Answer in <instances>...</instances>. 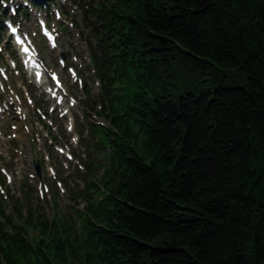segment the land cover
I'll return each mask as SVG.
<instances>
[{"label":"trees","instance_id":"obj_1","mask_svg":"<svg viewBox=\"0 0 264 264\" xmlns=\"http://www.w3.org/2000/svg\"><path fill=\"white\" fill-rule=\"evenodd\" d=\"M81 7L110 122L91 131L104 189L79 193V223L26 183L11 211L1 196L0 264H264V0ZM8 15L0 0V42ZM231 69L245 86L200 90Z\"/></svg>","mask_w":264,"mask_h":264},{"label":"rangeland","instance_id":"obj_2","mask_svg":"<svg viewBox=\"0 0 264 264\" xmlns=\"http://www.w3.org/2000/svg\"><path fill=\"white\" fill-rule=\"evenodd\" d=\"M61 4L65 5L64 10L68 12V14L62 17L60 25L64 27V25L66 26L68 22L72 20L76 21V23L78 22L80 26V28H75L74 26H72L71 28H67L65 32L62 31L60 37L61 43L59 46L62 52L68 54L67 60L69 64H78L81 76L84 79V84L86 85L83 89H81L78 85H73L69 87V89L73 91V94L77 97L79 101V104L76 107L72 108L71 112L69 113V116L73 118L76 123L75 133L80 138L79 144H71L72 136L77 137V135L66 130L65 125L68 120L67 117L62 119H60V116L58 115V118L52 117V122L54 124L52 128L50 127V125H48V122L41 121V124H36L35 121L37 119V111L31 108L30 106H27V111L31 123L28 122L29 120L25 119L21 123H18L16 120H13L15 122H12V124H10V122H7L8 118H6L3 122L6 134L0 136V165L6 166L8 168L9 172L12 175V181H7V184L4 186L6 189V193L2 194L0 192V197L3 195L2 198L6 202L7 209L10 210L12 208L11 195H14V197L20 196L21 185L27 175V172H30V169L32 168L31 160L26 157V154L29 155L30 143L35 138L40 139V142L37 140H35V142H32L36 154L34 158L39 159L40 162H43L42 167L44 168L45 175H47V177H49V179L51 180L50 176L47 173L45 162L43 161V151H39V148H46L48 146V143L50 144V142H48L49 139L52 138L53 140H55L56 137L57 140L55 141L60 145L68 144L72 149L74 147H77L76 155L79 156L78 159L82 163L83 169H80L78 166H75L73 163L69 162L66 163L67 165L70 164V168L66 169L61 160L66 161L67 158L64 155L58 153L56 151V148L53 147L52 153L55 157L54 161L58 162V164L55 165L59 171L61 179L64 181V188L66 189V193H63V191L59 189V194L54 195L51 198L52 201L56 200L58 202L59 205L57 211L59 210L60 214L66 216L72 215L73 217H75L77 223H79L80 220L76 217V209H80V212H83L87 204L82 198V195L78 197V200L70 199L69 188H74L75 192L72 193L73 196L75 194H79L81 191L82 193H87L90 191L91 187L89 186L91 175L93 174L94 180H96L99 179L101 174V172L96 173L95 170H92L91 168L89 170L88 167L89 164L94 165V163L100 162L103 159L104 154L102 153V151L99 150L98 141L100 138L98 136L96 137L90 131V123H94V121L96 120L92 115L94 111L91 110L90 107H88L86 104H88V99H91L92 101L96 102V105L100 103L99 99L102 96L101 91L103 90V82L99 79V73H97V71H94V66L90 64L89 49L85 40V38L89 39V33L85 30L84 38L81 35H77L76 33L78 31L80 32L81 30H83L85 26V22L80 13L78 12V4L75 2V0H61ZM40 12L41 11L38 10H34L32 13L31 11H29L28 16L30 17L32 22L28 23L26 26H30L31 29H34V26L36 25L35 20L39 16ZM42 12L46 13L45 10H42ZM69 12H71V14L73 15L69 14ZM53 19L54 18H51L50 20ZM4 39L6 40L7 36H4ZM2 45L5 46V42H3ZM41 48L48 63L53 67L59 68L60 66L58 65L56 60V57L58 56L57 48L54 51H51L44 43L41 45ZM74 55H76L78 58L77 62H74L72 59ZM8 56L9 53L6 52L5 59H7ZM2 61L4 62L5 60ZM8 67L9 74L11 75V84L15 83L19 87L26 85L27 89H32L34 91L33 97L37 105L43 106V104L47 102L48 106L52 103V101L49 99V96L45 92H43L41 88H37L36 86H29L30 82H32V80H30L31 78L26 77V74H17L13 67H10V65H8ZM97 82L100 83V86L97 85ZM246 82V74L243 71L231 69L227 72L225 76L220 75L216 81L212 82L211 80H207L205 83H202L200 85V90H213L215 87L218 86H245ZM169 86V91H167V93L170 96L176 97L179 94L183 93L181 88L178 89L173 87L172 85ZM24 91L25 90L22 91V97ZM161 92H163L162 89ZM96 107L98 110V107L100 108V104ZM95 112L98 113L97 111ZM99 116L100 119L106 121V125H109L104 115ZM8 117L12 118V115H9ZM56 119L58 121L57 123L55 121ZM27 123L30 126L35 124V126L42 129V131L37 129L36 132L32 133L31 135H26L28 133L26 131ZM14 124L18 126V129H13ZM47 132L49 133V137L44 136ZM14 134H17V137H14ZM89 175V179H86ZM35 181L36 180H34V182ZM97 198L99 199V197ZM33 204L44 210L46 215L50 219L53 218L54 214L52 211V204L49 201V198H46L45 200L41 199V201L34 199ZM35 235L36 232L31 230V238L35 237Z\"/></svg>","mask_w":264,"mask_h":264},{"label":"snow or ice","instance_id":"obj_3","mask_svg":"<svg viewBox=\"0 0 264 264\" xmlns=\"http://www.w3.org/2000/svg\"><path fill=\"white\" fill-rule=\"evenodd\" d=\"M12 11L15 12L16 10L15 9H12ZM9 28H10V30H11L12 33H15L17 31L16 28L13 27V26H11V25H9ZM25 51H27V49H25Z\"/></svg>","mask_w":264,"mask_h":264}]
</instances>
